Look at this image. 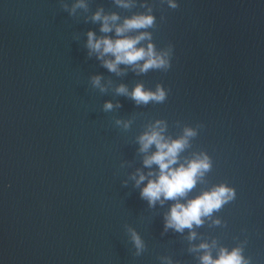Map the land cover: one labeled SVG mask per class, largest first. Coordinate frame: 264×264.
Here are the masks:
<instances>
[{
    "label": "water",
    "instance_id": "obj_1",
    "mask_svg": "<svg viewBox=\"0 0 264 264\" xmlns=\"http://www.w3.org/2000/svg\"><path fill=\"white\" fill-rule=\"evenodd\" d=\"M97 11L151 14L127 35L149 33L167 63L110 70L88 46L116 37ZM138 84L164 99L137 102ZM157 122L168 139L193 130L179 162L210 160L178 199L235 192L191 229L137 184L158 172L139 139ZM221 247L264 264V0H0V264H201Z\"/></svg>",
    "mask_w": 264,
    "mask_h": 264
},
{
    "label": "clouds",
    "instance_id": "obj_2",
    "mask_svg": "<svg viewBox=\"0 0 264 264\" xmlns=\"http://www.w3.org/2000/svg\"><path fill=\"white\" fill-rule=\"evenodd\" d=\"M123 2V0H121ZM125 6H127L125 4ZM173 6L175 4L173 3ZM102 21L101 32L108 33L115 30L116 37H96L95 33L89 32L88 46L98 52L101 56L111 55L113 59L105 60L110 70H116L118 65H135L140 61L141 71L149 68L164 66L167 61L163 54L155 51L154 45L149 42L147 46L140 45V41L150 36L147 32H140L136 35H127L137 29L151 26L154 17L151 14H135L126 17L122 24H115L119 19L116 13L111 15L102 14L97 11L93 17ZM139 45V46H138ZM120 91H126L121 87ZM131 95L137 102H148L151 100H163L165 93L162 89L155 92L145 90L143 85H137ZM111 107V104H107ZM156 127L144 132L140 136L141 150L147 151L155 145V151L148 155L144 164L158 166V172L153 175L151 172L146 177L141 173L137 184L147 179V183L141 189V195L150 203L157 200H174L175 203L169 209L166 218V226L173 227L177 231L184 228L191 229L193 225H200L202 217L210 215L214 210L219 209L235 195L234 189L224 184L204 190L187 200H180L178 197H185L195 187L198 177L203 176L210 168V160L207 155L194 157L187 162L180 161V153L188 144V137L194 134L192 129H186L184 136L168 139L163 134V127L157 122ZM195 235L194 233L192 234ZM137 243L139 241L137 240ZM201 248L207 250L209 245L202 243ZM201 264H247L242 249L234 247L228 249L221 247L214 257L210 251H205L201 256Z\"/></svg>",
    "mask_w": 264,
    "mask_h": 264
}]
</instances>
